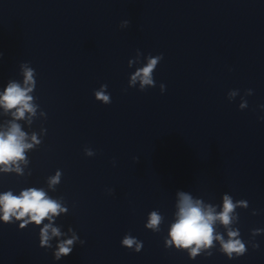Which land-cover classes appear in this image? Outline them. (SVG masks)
<instances>
[{"label":"clouds","instance_id":"9594fccd","mask_svg":"<svg viewBox=\"0 0 264 264\" xmlns=\"http://www.w3.org/2000/svg\"><path fill=\"white\" fill-rule=\"evenodd\" d=\"M160 57L150 58L147 66L139 69L132 77V83H135L139 78L141 86L153 84L152 71L158 63ZM32 81V71L30 69L25 72V83L28 84ZM31 91L30 88H21L18 84L11 83L8 85L4 94L0 96V105L6 110L16 108L17 111L14 116L17 118H23L25 112L34 113L33 106L29 103L31 97L27 93ZM235 95V93H232ZM96 97L105 103L109 102V96L105 95L104 91H98ZM243 107V105H242ZM35 141V136H33ZM32 145L25 142V133L20 130L18 124L13 123L8 132H0V165H9L17 161L24 160V151L27 148H31ZM90 154V153H89ZM5 171H9L8 167H5ZM17 171L19 168L17 167ZM58 177H54L51 183L58 182ZM178 218L172 225L170 230V243H174L178 248H189L195 244L196 247L192 248L191 255L195 256L202 246H211L213 239L221 240L223 250L231 256L233 252L242 254L245 251L244 245L238 239H232L237 236L236 232L230 231L228 233L229 240L224 242L220 236H213V224L219 220L222 224L228 225L231 221L230 213L232 212L234 205L231 199L227 196L224 197L223 211L215 213L214 210L204 208L200 201H194L191 196L181 193L179 201ZM0 211L3 212L2 217L4 221H9L12 216L17 219H21L26 215L30 217L32 221L37 224L50 215H56L61 211H64L60 205L51 199L46 198L43 191L37 189H28L23 191L20 196H14L11 192H6L0 195ZM161 217L152 212L149 218L148 227L155 229L160 223ZM23 227V225H21ZM50 225H46L41 230V242L47 243L48 229ZM53 235H59L57 229H51ZM73 243L72 240H68L59 246V253L67 255L71 249L68 247ZM124 245L131 247L136 241L130 237H126L123 241ZM139 247V246H137Z\"/></svg>","mask_w":264,"mask_h":264}]
</instances>
